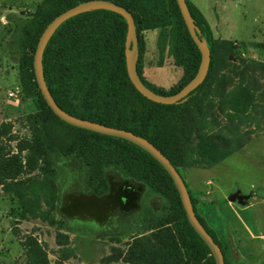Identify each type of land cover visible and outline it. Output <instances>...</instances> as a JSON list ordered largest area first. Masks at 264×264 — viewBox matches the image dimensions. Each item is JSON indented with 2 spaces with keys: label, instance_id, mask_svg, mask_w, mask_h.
Listing matches in <instances>:
<instances>
[{
  "label": "rangeland",
  "instance_id": "obj_1",
  "mask_svg": "<svg viewBox=\"0 0 264 264\" xmlns=\"http://www.w3.org/2000/svg\"><path fill=\"white\" fill-rule=\"evenodd\" d=\"M42 1L0 0V264H165L151 253L138 254L134 242L156 246L154 235L159 222L170 218L168 210L160 211L157 200L152 213L137 210V194L130 186L122 189L124 183L109 172L88 181L81 160L68 152L71 135L42 111L38 94L21 91L10 36L17 17L41 24L35 15ZM189 1L208 25L213 55L201 88L166 116L168 146L227 264H264V0ZM144 5L160 10L156 0ZM170 20L139 27L147 51L173 68L154 77L164 83L155 87L165 91L183 75L166 48L156 46L159 33L166 43ZM129 108L134 115L141 111L135 103ZM41 132L61 155L41 144ZM77 139L81 157L123 162L116 143ZM236 190L248 196L243 204L226 199ZM168 225L174 236L181 231L179 221Z\"/></svg>",
  "mask_w": 264,
  "mask_h": 264
},
{
  "label": "trees",
  "instance_id": "obj_2",
  "mask_svg": "<svg viewBox=\"0 0 264 264\" xmlns=\"http://www.w3.org/2000/svg\"><path fill=\"white\" fill-rule=\"evenodd\" d=\"M80 1L85 0H43L38 5L35 15L36 20L41 23L38 27L30 26L28 20L15 18L16 24L10 38L14 41L19 58V84L23 95L29 97L38 94L42 111H46L71 135L73 140L67 143V147L72 153L68 152L81 160L88 181L92 176L103 177L109 172L114 180L124 183L122 189L125 185L128 188L130 186L137 194V210L142 206L145 214L152 213L151 204L156 200L160 211L165 208L168 210L170 218H165L163 223L159 222V232L154 235L156 246L145 249L140 242L135 241L134 246L138 254L151 253L157 259L165 260V264H214L209 250L187 223L171 179L155 160L139 147L123 139L76 128L62 122L52 114L39 95L32 71V55L37 39L44 26L55 15ZM110 1L122 6L132 15L138 50L141 49L139 27L147 29L166 26L171 19L172 23L166 33V43L164 44L163 35L159 33L156 46L160 52L166 48V54L172 57L173 64L182 68L181 82L165 91L156 88L141 76L137 61L136 71L142 83L157 94L169 95L178 91L194 76L200 56L187 33L175 1L167 0L165 8L163 0H156L160 5L158 11L147 9L144 5L146 0ZM185 4L198 28V37L205 40L210 55L203 81L186 95L189 96L201 88L210 70L213 42L202 14L189 0H185ZM125 32L124 19L108 10H90L66 19L57 26L42 51L41 68L44 83L55 103L66 113L105 126L124 129L146 139L176 169L173 153L168 146L165 122L169 112L178 105L152 102L133 88L125 71L123 54ZM134 103L141 109L138 115L130 113L129 105ZM79 136L116 143L125 153L123 162L87 160L86 157H81L79 154L81 144L77 139ZM40 139L41 144L50 152L61 155L59 151L52 150L50 139L44 132L40 133ZM199 140L202 139L198 136ZM187 192L195 216L219 246L212 231L197 215L195 202L188 189ZM119 199L122 204L126 203L125 196H120ZM175 221H179L181 226V231L177 232L176 236L172 235L168 225ZM57 241L60 242L59 239ZM220 251L222 253L221 248ZM223 261L227 264L224 258Z\"/></svg>",
  "mask_w": 264,
  "mask_h": 264
},
{
  "label": "water",
  "instance_id": "obj_3",
  "mask_svg": "<svg viewBox=\"0 0 264 264\" xmlns=\"http://www.w3.org/2000/svg\"><path fill=\"white\" fill-rule=\"evenodd\" d=\"M174 1L181 16V19L183 21V24L187 30V33L199 52L200 58L194 76L188 82H186L178 91H176L173 94H169V95L157 94L142 83L136 71L137 39H136L135 24L132 15L125 8L115 4L110 0L81 1L55 15L44 26L37 39L34 52L32 55V71H33L34 81L36 83L40 96L42 97L44 103L52 112V114L56 116L59 120L76 128L88 130L106 136L120 138L127 142H130L131 144L139 147L144 152H146L153 160H155L163 168V170L167 173V175L171 179L172 184L177 192L187 223L209 250L214 264H224L223 254L221 253L219 246L213 241L211 236L206 232L202 224L198 221L197 217L195 216L190 203V199L185 183L181 178L180 174L177 172V170L169 162V160L164 155H162L160 151L157 150L146 139L137 136L130 131L120 128L105 126L85 119H80L66 113L64 110L58 107V105L51 97L44 83L43 74H42V68H41L42 51L44 49L47 40L49 39V37L51 36V34L54 32V30L57 28L59 24H61L66 19L82 12H87L96 9L108 10L120 15L124 19L126 24L123 54H124V63H125V71L127 74V78L131 83V85L133 86V88L141 96L155 103L167 104V105L179 103L181 100H183L186 97V95L190 91H192L196 86H198L203 81L207 71L210 55L205 40L200 39L198 37V28L194 24L192 18L190 17V14L185 4V0H174ZM247 198L248 196L245 194H240L239 190L230 193L226 197L228 201H232V202L235 201L238 204H243Z\"/></svg>",
  "mask_w": 264,
  "mask_h": 264
},
{
  "label": "crops",
  "instance_id": "obj_4",
  "mask_svg": "<svg viewBox=\"0 0 264 264\" xmlns=\"http://www.w3.org/2000/svg\"><path fill=\"white\" fill-rule=\"evenodd\" d=\"M233 3L238 4L237 1H235ZM148 44H150V43H148ZM139 45L141 46V49H139V50L137 49L136 61H137L138 66H139V71H140L141 76L147 82L152 84L153 86L161 85V87H163L162 85L164 83H159L158 81H155L154 77L159 76L161 74V72L164 71L165 69L173 70V68L171 66L160 65L157 63L158 53L155 52V50L153 51L151 49H149V51H147L148 47L150 48V46H147V41L145 40V38L143 36H142V38H140ZM147 57L149 58L148 60H146ZM147 61H152V64L151 65L146 64ZM168 83H169V81H167V83H165V84H168Z\"/></svg>",
  "mask_w": 264,
  "mask_h": 264
}]
</instances>
